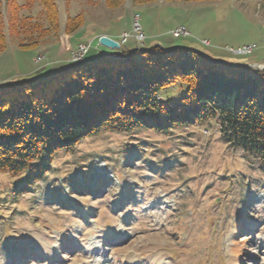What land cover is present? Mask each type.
<instances>
[{
	"label": "rangeland",
	"instance_id": "obj_1",
	"mask_svg": "<svg viewBox=\"0 0 264 264\" xmlns=\"http://www.w3.org/2000/svg\"><path fill=\"white\" fill-rule=\"evenodd\" d=\"M56 1L62 26L82 14L84 27L35 49L10 38L0 54V87L57 73L68 64L48 61L80 43L92 41L87 59L114 53L99 46L100 35L122 41L127 33L123 51L187 48L230 65H264V0L115 8L105 0ZM40 11L35 5L23 14ZM136 14L146 37L140 43ZM181 27L190 36L173 37ZM253 44L249 56L229 51ZM38 55L47 60L35 63ZM184 93L180 85L163 92L174 101ZM23 178L0 175V264H264V171L226 143L215 120L168 134L102 132L58 152L33 187H22Z\"/></svg>",
	"mask_w": 264,
	"mask_h": 264
},
{
	"label": "trees",
	"instance_id": "obj_2",
	"mask_svg": "<svg viewBox=\"0 0 264 264\" xmlns=\"http://www.w3.org/2000/svg\"><path fill=\"white\" fill-rule=\"evenodd\" d=\"M126 1L145 5L159 0L105 3L115 8ZM35 5L41 8L37 16L23 14ZM84 25L79 14L62 26L56 0H0V54L10 38L20 49H35ZM177 85L185 88L178 100L163 94ZM212 120L226 143L264 170V71L219 63L194 49H120L44 79L0 87V175L24 176L22 187H33L49 173L58 152L101 132L168 134Z\"/></svg>",
	"mask_w": 264,
	"mask_h": 264
},
{
	"label": "built area",
	"instance_id": "obj_3",
	"mask_svg": "<svg viewBox=\"0 0 264 264\" xmlns=\"http://www.w3.org/2000/svg\"><path fill=\"white\" fill-rule=\"evenodd\" d=\"M139 20L140 18H138V20H134L135 21V32L139 35L138 39H143V35L140 33L141 28L139 26ZM180 34L186 35V31L184 29H178L174 35L178 36ZM89 47L86 45H80L79 48L77 49V51L73 54L72 59L74 61H79L82 60L83 57L85 56V54L88 52ZM253 50L252 46H248L243 48L242 50L239 51V53H250ZM42 58H37V61H41Z\"/></svg>",
	"mask_w": 264,
	"mask_h": 264
},
{
	"label": "water",
	"instance_id": "obj_4",
	"mask_svg": "<svg viewBox=\"0 0 264 264\" xmlns=\"http://www.w3.org/2000/svg\"><path fill=\"white\" fill-rule=\"evenodd\" d=\"M99 44L102 45L103 47L109 49V50H117L120 48V45L117 41H115L114 39L108 37V36H101L99 38ZM255 67H259L261 69H264L263 67L260 66H255Z\"/></svg>",
	"mask_w": 264,
	"mask_h": 264
},
{
	"label": "crops",
	"instance_id": "obj_5",
	"mask_svg": "<svg viewBox=\"0 0 264 264\" xmlns=\"http://www.w3.org/2000/svg\"><path fill=\"white\" fill-rule=\"evenodd\" d=\"M97 51H99L98 49H97ZM59 53H61V52H59ZM100 53H101V55H104V54H107V52H105L104 50H100ZM55 55H56V59H53V60H49L48 61V66H51V64L52 63H54V64H52V66L51 67H53V66H57V65H59L58 63H57V58L60 60V61H62L63 63H64V61L62 60L63 58L62 57H59L58 56V51L55 53ZM69 56V54H66V55H64V57L65 58H67ZM96 57V56H95ZM45 60H47V58L45 59ZM60 64H62V63H60ZM65 64V63H64ZM55 69V68H54ZM44 74H47V72H44V71H38L37 73H36V75H44Z\"/></svg>",
	"mask_w": 264,
	"mask_h": 264
},
{
	"label": "bare ground",
	"instance_id": "obj_6",
	"mask_svg": "<svg viewBox=\"0 0 264 264\" xmlns=\"http://www.w3.org/2000/svg\"><path fill=\"white\" fill-rule=\"evenodd\" d=\"M138 18H140V17L137 15V19L136 20H138Z\"/></svg>",
	"mask_w": 264,
	"mask_h": 264
}]
</instances>
